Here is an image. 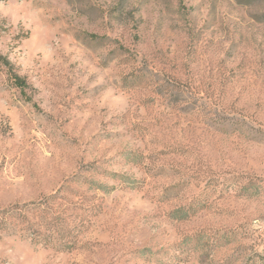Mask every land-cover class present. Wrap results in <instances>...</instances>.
<instances>
[{
    "label": "rangeland",
    "instance_id": "obj_1",
    "mask_svg": "<svg viewBox=\"0 0 264 264\" xmlns=\"http://www.w3.org/2000/svg\"><path fill=\"white\" fill-rule=\"evenodd\" d=\"M0 55V264H264V0H9Z\"/></svg>",
    "mask_w": 264,
    "mask_h": 264
},
{
    "label": "trees",
    "instance_id": "obj_2",
    "mask_svg": "<svg viewBox=\"0 0 264 264\" xmlns=\"http://www.w3.org/2000/svg\"><path fill=\"white\" fill-rule=\"evenodd\" d=\"M9 0H0V2H5ZM0 69L5 71L7 80L11 83L12 87L19 90L22 94L27 88L26 82L23 78L19 77L13 69L12 64L8 61L5 56L0 55ZM27 102H30L29 99H26Z\"/></svg>",
    "mask_w": 264,
    "mask_h": 264
}]
</instances>
